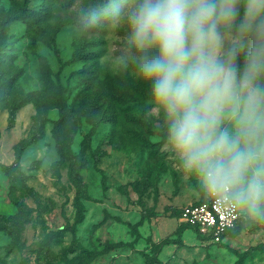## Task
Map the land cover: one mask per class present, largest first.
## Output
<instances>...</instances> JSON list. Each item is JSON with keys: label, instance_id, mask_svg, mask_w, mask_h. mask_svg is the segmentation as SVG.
Wrapping results in <instances>:
<instances>
[{"label": "rangeland", "instance_id": "374dc122", "mask_svg": "<svg viewBox=\"0 0 264 264\" xmlns=\"http://www.w3.org/2000/svg\"><path fill=\"white\" fill-rule=\"evenodd\" d=\"M78 2L0 0V264H264V221L246 211L228 242L181 222L209 193L168 143L127 22L90 32ZM24 4L47 21L2 28Z\"/></svg>", "mask_w": 264, "mask_h": 264}, {"label": "clouds", "instance_id": "9594fccd", "mask_svg": "<svg viewBox=\"0 0 264 264\" xmlns=\"http://www.w3.org/2000/svg\"><path fill=\"white\" fill-rule=\"evenodd\" d=\"M111 15L184 169L264 221V0H133Z\"/></svg>", "mask_w": 264, "mask_h": 264}, {"label": "built area", "instance_id": "2783aa9c", "mask_svg": "<svg viewBox=\"0 0 264 264\" xmlns=\"http://www.w3.org/2000/svg\"><path fill=\"white\" fill-rule=\"evenodd\" d=\"M242 218L241 207L234 201L208 194L205 200L190 202L183 207L182 223L195 228L208 242H223L228 232L236 228Z\"/></svg>", "mask_w": 264, "mask_h": 264}, {"label": "trees", "instance_id": "16d2710c", "mask_svg": "<svg viewBox=\"0 0 264 264\" xmlns=\"http://www.w3.org/2000/svg\"><path fill=\"white\" fill-rule=\"evenodd\" d=\"M117 2L118 1L115 0H79L77 6L80 7L79 9L80 11L71 13V18L73 20L72 22L79 23L81 26H83L90 32H96L99 29V27H101V25L108 18L112 17L111 5ZM94 12L98 14V19L94 20V18L91 16V14ZM22 13H24L25 16L20 17V15H7L5 18H2L1 20L2 28H6L8 24H10L11 22L17 19H22L32 24L33 22H36V18H37V21L39 23H45L47 21V17L50 15V7L46 5L41 10L33 14L32 11L29 9V7L26 4H24L22 7ZM62 27H63L62 25H59L55 30L58 31ZM76 45H77L76 58L77 59L86 58L87 53L85 52V50H83L82 45L78 42L76 43ZM10 47H11V43L7 42L6 40L0 39V54L5 50H9ZM238 62L242 67L244 62L243 53H241ZM123 114H125L123 109L113 106L108 110V114H107L108 120L112 121L114 124H118ZM206 198L202 200H205ZM186 225L190 226L189 224Z\"/></svg>", "mask_w": 264, "mask_h": 264}, {"label": "crops", "instance_id": "0c3cea01", "mask_svg": "<svg viewBox=\"0 0 264 264\" xmlns=\"http://www.w3.org/2000/svg\"><path fill=\"white\" fill-rule=\"evenodd\" d=\"M232 238H233L232 235L228 232V234H227V236H226V238H225L224 241H225V242H226V241L228 242V241H230V240L232 241Z\"/></svg>", "mask_w": 264, "mask_h": 264}]
</instances>
